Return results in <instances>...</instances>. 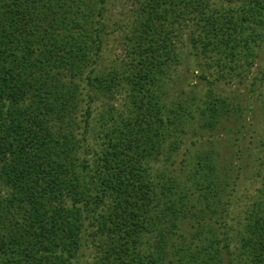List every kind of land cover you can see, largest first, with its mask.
I'll return each instance as SVG.
<instances>
[{
  "label": "trees",
  "instance_id": "1",
  "mask_svg": "<svg viewBox=\"0 0 264 264\" xmlns=\"http://www.w3.org/2000/svg\"><path fill=\"white\" fill-rule=\"evenodd\" d=\"M111 2L0 0V264H264V183L229 224L250 147L217 142L253 138L264 0H137L105 67Z\"/></svg>",
  "mask_w": 264,
  "mask_h": 264
},
{
  "label": "rangeland",
  "instance_id": "2",
  "mask_svg": "<svg viewBox=\"0 0 264 264\" xmlns=\"http://www.w3.org/2000/svg\"><path fill=\"white\" fill-rule=\"evenodd\" d=\"M137 0H112L109 5L107 13V22L110 26L111 34L107 38L106 50L103 54V66L108 67L112 64L113 61L118 59H123L126 56V39L125 36H128L130 26L134 20L135 7ZM185 66H183L184 68ZM179 75H183V69L180 68ZM181 77V76H180ZM179 77V78H180ZM175 82L177 89H179L178 80ZM176 80V78H175ZM181 84V83H180ZM175 87V88H176ZM225 89H231L230 85L225 86ZM169 94H173V91L169 89ZM229 91V90H228ZM124 94L117 95V97L112 101L102 100L96 105V108L93 113L92 121L97 123L98 115L101 109L107 108L111 105L114 106L117 113L125 110L124 108ZM169 100V98H168ZM250 106L252 108V113L248 114L247 118L251 117L252 121V139L249 142L248 138L240 137L244 134L245 129L238 131L237 135L235 134L231 140L222 138L219 136L217 142L222 147V155H220L219 160H223V157L235 159V154H231L230 151L231 144L236 141V144L239 146L250 147L248 150H243L241 158L238 163L244 167V172L242 173V181H238L237 192L233 196L234 200L230 208L228 223L237 224L239 219L242 217V212L245 208L251 205L258 194V189L263 186L264 183V91L260 87H256L251 100ZM246 129H249L248 121L246 122ZM98 124L93 125L94 135L90 141V146L93 150L98 149L97 141V130ZM222 133V132H220ZM217 134V133H216ZM219 134V132H218ZM238 136V138H236ZM189 137V135H188ZM98 143V145H97ZM185 146L181 149L184 150ZM221 151V150H220ZM240 156V155H239ZM177 159H180V156H177ZM84 251V249H83ZM89 254L84 252L80 255L78 262L80 264H90L92 260V251H89ZM84 255V256H83Z\"/></svg>",
  "mask_w": 264,
  "mask_h": 264
}]
</instances>
